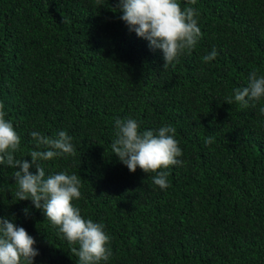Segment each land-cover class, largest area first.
Masks as SVG:
<instances>
[{"label": "trees", "instance_id": "1", "mask_svg": "<svg viewBox=\"0 0 264 264\" xmlns=\"http://www.w3.org/2000/svg\"><path fill=\"white\" fill-rule=\"evenodd\" d=\"M179 3L197 10L202 37L163 67L119 0H0V103L21 138L14 155L31 162L47 150L33 131L72 138L75 155L40 164L46 177L81 180L73 205L110 236L99 264H264V97L254 107L234 100L251 71L264 75V0ZM126 118L140 131L176 129L183 163L161 169L166 189L113 153L115 121ZM15 171L0 164V218L35 239L33 264H79V246L31 199L17 201Z\"/></svg>", "mask_w": 264, "mask_h": 264}, {"label": "clouds", "instance_id": "2", "mask_svg": "<svg viewBox=\"0 0 264 264\" xmlns=\"http://www.w3.org/2000/svg\"><path fill=\"white\" fill-rule=\"evenodd\" d=\"M197 0H187V5H195ZM123 10L121 17L130 31L149 41L152 49H161L164 65L167 67L184 52H191L202 37L196 17L198 12L191 6L181 8L179 0H119ZM215 48L203 57L209 62L217 56ZM264 97V75L258 76L255 70L248 74L246 87L235 89L234 100L241 107L255 106ZM233 97L227 98L231 104ZM251 102V105H250ZM4 105L0 103V164L16 169L14 180L18 185L15 193L17 201L31 199L37 209H42L46 218L64 235L72 247L71 251L79 258V264H99L112 255L110 236L104 225L91 219L82 218L80 209L72 203L81 197V180L76 174L60 172L46 177L40 161L51 160L57 156L75 155L72 138L65 131L55 137L30 133L35 144L44 151H31V162L17 159L15 152L20 150L21 138L13 123L6 120ZM264 112V108H261ZM116 138L112 143L113 153L127 166L130 172L137 167L145 173H155L153 183L161 189L169 186L167 169L181 165L182 150L175 139L176 129L171 125L157 130L140 131V123L133 118L115 121ZM211 137L205 143L211 142ZM36 168L32 173L30 168ZM18 169V170H17ZM160 170V171H158ZM27 214L28 210L24 209ZM35 239L22 226L18 227L7 217L0 218V264H33L38 250L33 247Z\"/></svg>", "mask_w": 264, "mask_h": 264}]
</instances>
